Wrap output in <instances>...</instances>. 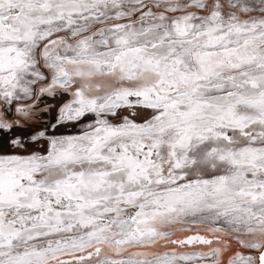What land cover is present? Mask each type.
<instances>
[{
	"label": "snow or ice",
	"instance_id": "snow-or-ice-1",
	"mask_svg": "<svg viewBox=\"0 0 264 264\" xmlns=\"http://www.w3.org/2000/svg\"><path fill=\"white\" fill-rule=\"evenodd\" d=\"M0 264H264V0H0Z\"/></svg>",
	"mask_w": 264,
	"mask_h": 264
}]
</instances>
